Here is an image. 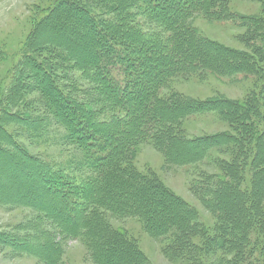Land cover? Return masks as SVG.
I'll list each match as a JSON object with an SVG mask.
<instances>
[{
    "label": "trees",
    "instance_id": "trees-1",
    "mask_svg": "<svg viewBox=\"0 0 264 264\" xmlns=\"http://www.w3.org/2000/svg\"><path fill=\"white\" fill-rule=\"evenodd\" d=\"M242 1L258 2L261 16H236L230 11L232 0H53L29 41L32 55L20 70V95L26 97L27 90L40 95L49 117L65 130L66 142L85 158L90 175L77 180L40 165L0 128V143L15 148L0 145V177L16 190L12 196L0 191V199L25 203L60 234L82 237L98 264H151L136 240L105 226L106 211L116 219L139 218L154 239L165 243L163 254L174 264H195L196 254L207 259L218 251L224 254L216 264H264V243L262 261L253 262L252 255L254 227L264 222V132L256 134L257 120L264 123V50L253 47V56L235 51L189 26L200 17L240 19V26L253 31L254 42L264 33V0ZM112 14L125 15L118 20L121 25L108 20ZM138 15L155 22L157 34L138 27ZM66 21L77 29L64 31ZM239 73H253L263 84L249 107L224 99L190 100L172 88L175 80L203 82L210 75ZM75 74L91 85V101L75 97ZM213 112L241 125L244 134L187 135L189 117ZM14 116L12 121L19 117ZM144 144H152L175 166L196 163L206 154L210 158L212 151L232 153V162L216 163L223 176L205 175L191 187L214 219L213 230L161 179L136 169L133 157ZM247 168L250 181L244 177ZM53 241L32 245L27 236L21 240L0 232V245L46 255L45 264H55L61 255Z\"/></svg>",
    "mask_w": 264,
    "mask_h": 264
},
{
    "label": "rangeland",
    "instance_id": "rangeland-1",
    "mask_svg": "<svg viewBox=\"0 0 264 264\" xmlns=\"http://www.w3.org/2000/svg\"><path fill=\"white\" fill-rule=\"evenodd\" d=\"M52 2L53 0H0V51L3 53L0 58V128L9 131L17 146L36 158L40 165L62 170L63 173L79 180L90 175L83 155L66 142L65 130L49 117L45 103L38 93L27 90L26 97L20 95L22 92L18 77L20 70L24 69L25 63L28 62L27 56L32 52L29 41L36 34L37 23L46 17L48 9L52 7ZM95 5L98 6V1ZM230 11L236 16L258 18L261 16V5L258 2L232 0ZM124 16L112 14L108 20H112L114 25H121L118 20ZM139 17L135 21L138 27L143 31L157 34L158 27L155 22ZM65 23L64 31H75L74 23L72 25L68 21ZM242 23L240 19L236 22H214L200 17L192 19L189 26L198 34L235 51L253 56V47L264 50V33H260L253 42V31L240 26ZM69 37L74 39L72 34H69ZM74 77L79 82H74L75 97L81 102L91 101L89 82L80 79L78 74ZM262 86V81L253 73L223 74L220 77L210 75L203 82L175 80L172 83L175 92L190 100L224 99L247 104L248 107L250 103H253V98L257 97ZM133 98H138L137 94ZM11 115L19 116L21 119L16 117L18 119L12 121ZM101 117L103 120L109 119L107 115ZM251 119L253 121V115ZM257 121L260 123L256 133L258 136L264 132V123ZM185 129L189 137L214 134H230L238 137L245 132V128L241 125L233 126L228 120H223L217 112L189 117L185 122ZM0 145L15 151L14 147L7 144V141L1 142ZM246 152L253 154V147L247 146ZM207 156V154L204 155L200 161L190 165L175 166L167 164L164 155L152 144H144L136 150L133 159L134 166L141 174H154L161 179L172 193L196 209L200 223L213 230L214 219L202 205V201L193 193L191 187L194 182L202 181L205 175L223 176L216 163L232 162V153L212 151L210 158ZM249 162L250 160H247L248 165ZM251 174L252 172L247 168L244 174L247 181H250ZM10 182L8 178L0 177V191L5 190L6 196L16 193L15 187L10 185ZM17 182L24 183L20 179ZM43 190H41L42 193ZM46 198L50 197L47 195ZM104 217L105 226L109 230L120 229L136 240L141 253L151 264H174L163 254L165 243L154 239L145 230L139 218L129 216L125 219H116L108 211L104 212ZM254 228L253 262L258 259L262 261L264 222ZM0 232L21 240L27 236L32 245L54 240L53 242L59 243L61 247V255L55 258V264H98V256L90 253L88 243L82 237L69 238L60 234L54 223L43 218L37 210L25 203L15 202L12 198L7 199L3 196L0 199ZM196 243H200V240L197 239ZM222 254L224 253L218 251L207 259L204 255L196 254L194 257L198 256V263L195 264H216ZM46 257L44 255L43 259L38 253L20 252L18 249L0 245V264H45Z\"/></svg>",
    "mask_w": 264,
    "mask_h": 264
}]
</instances>
